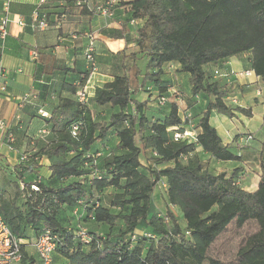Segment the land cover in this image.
Segmentation results:
<instances>
[{
	"label": "trees",
	"instance_id": "trees-1",
	"mask_svg": "<svg viewBox=\"0 0 264 264\" xmlns=\"http://www.w3.org/2000/svg\"><path fill=\"white\" fill-rule=\"evenodd\" d=\"M107 1L96 9L89 0H77L76 6L94 15ZM48 3L37 6L34 14L46 16L49 28ZM122 5L130 7L134 20L144 21L136 32L131 57L145 59L147 72L136 74L141 82L135 88L128 73L116 74L85 103L77 95L92 72L89 66L80 84L66 86L74 98L64 99L47 120L52 124L48 149L21 157L22 163L35 164L47 155L52 159L51 177L27 182L24 165L13 169V197L6 198L0 189L3 219L21 241L31 239L29 230L35 241L46 231L57 236L54 264H223L208 257L212 245L231 224L241 229L255 221L257 232L239 248L232 264H264V142L258 153L246 154L253 136L244 143L243 134L235 148H229L210 122L214 114L252 117L251 110L237 101L234 85L225 84L228 74L223 71L229 59L250 55V70L264 84V0H134ZM125 34V28L105 32L109 38L127 40ZM35 52L39 60L41 54ZM171 63L190 76V99L162 84V68ZM138 94L147 96L146 100ZM159 98H166V104L161 105ZM33 99L35 95L24 94L21 104H31ZM201 102L204 105L196 107ZM90 103L108 109V118L99 119L101 112L95 114ZM181 110L193 114L196 142L174 141V128L187 129ZM39 113L48 118L42 110ZM113 137L119 154L112 153L109 141ZM148 151L156 162L165 164L162 169L142 165ZM203 156L216 163L257 162L258 189L242 188L244 168L215 174L206 168ZM161 181L166 183L163 190L168 201L164 214L157 213L153 202ZM110 189L116 192L103 206ZM78 207L82 212L68 218L67 212ZM172 208L180 210L184 227ZM83 222L102 225L104 233L90 231ZM81 230L91 242L80 239ZM21 253L22 262L26 258L23 244Z\"/></svg>",
	"mask_w": 264,
	"mask_h": 264
},
{
	"label": "crops",
	"instance_id": "crops-1",
	"mask_svg": "<svg viewBox=\"0 0 264 264\" xmlns=\"http://www.w3.org/2000/svg\"><path fill=\"white\" fill-rule=\"evenodd\" d=\"M39 1L12 0L8 36L2 46L0 42V69L2 68L5 73V77L0 80V86H6V91H0V121L7 124L4 135L11 134L14 137L13 143L9 144L6 137L0 135V189L6 198L13 197L15 193L12 170L16 167L24 165L23 177L27 182H31L33 177H40L44 181L50 179L52 164L50 157L42 155L35 164L29 161L22 163L21 157L48 149L46 138L52 136L50 135L52 124L47 120L52 119L54 110L64 99L74 98L66 86H77L84 73L90 71L85 60V50L90 42L95 44L97 60V70L91 72L85 83L90 98L94 97L97 88L112 82L116 74L128 73L133 82V78L137 79L136 74H145L148 70L145 59H143L145 64L142 71L137 67L138 60L135 61L131 57L136 51L134 43L136 32L144 21L134 20L130 7L123 6L122 3L134 0H117L119 5L115 8L113 18L104 17L99 13L94 15H90V12L82 13L76 6L77 0H48L46 10L49 14L50 27L45 31L33 28V14L39 6ZM104 1L89 0V3L96 9ZM2 17L3 8L0 0V20ZM18 19H23L25 26L21 27L17 23ZM124 28L127 40L112 39L105 35L107 31H121ZM35 50L41 54L38 62L31 61L32 52ZM250 66V55H243L226 61L223 72L228 74L224 79L225 84L234 85L238 92L237 101L242 107L251 110L252 117L248 118L240 113H236L234 118L214 114L210 120L229 148H235L240 142H238L239 136L243 134L259 135L264 131V84L260 78L236 76L238 73L249 71ZM162 70L160 77L162 84L173 86L182 91L186 99H190L192 96L190 76L181 73L177 64H167ZM138 79L141 80V77ZM27 93L35 95L36 99H33L31 104H21L23 95ZM138 97L144 101L147 96L143 94ZM203 105L201 102L196 107ZM92 109L101 112L100 117L107 116L108 109L95 108V106ZM39 110L46 113L48 118L42 117ZM59 120H61L60 116ZM262 138L261 142H254V139L247 143L246 154L258 153L264 142V134ZM247 163L260 167L252 160L216 164L231 171L238 167L243 168ZM235 164L239 166H234ZM249 173L252 172L248 171ZM260 176L261 169L257 181L254 183L251 180V182L247 177L242 183V188L255 192L258 189ZM83 224L90 231L104 233L102 225L92 222H83ZM28 236L31 239L22 240L26 258L17 264H40L34 249L35 236L32 230L28 231Z\"/></svg>",
	"mask_w": 264,
	"mask_h": 264
},
{
	"label": "built area",
	"instance_id": "built-area-1",
	"mask_svg": "<svg viewBox=\"0 0 264 264\" xmlns=\"http://www.w3.org/2000/svg\"><path fill=\"white\" fill-rule=\"evenodd\" d=\"M2 1V8H3V17L0 20V42L1 46L4 44L7 36H8V26L11 22V3L12 0H1ZM117 0H108L99 10L100 15L108 18L114 17V7L117 5ZM45 0H40L39 5L44 4ZM17 23L23 27L25 23L23 19H18ZM33 28L38 31H45L48 28V23L46 21V16L40 18L38 13L33 15ZM85 58L87 60L89 68L92 72L97 70V63H96V47L93 42H90L85 50ZM31 60L37 61L38 54L37 52H32ZM218 75V72H216ZM238 78H258L254 71L249 70L242 73L236 74ZM5 77L4 70L0 69V80ZM0 91H6V86H0ZM176 91L171 90L170 93H174ZM78 99L80 103H85L89 99V93L87 88L84 87L83 89L79 90L78 92ZM160 104L164 105L167 102L166 98H159ZM235 104H238L237 101H234ZM181 117L183 122L187 125V129L183 132H179L178 128H174V141L181 142V141H188L189 143L196 142V137L198 132L194 126L193 114L190 111H182L181 110ZM7 129V124L3 121H0V135H4ZM77 127H74L73 134L76 135ZM7 139L9 144L13 143L14 137L11 134L4 135ZM252 139V135L245 134L243 136V142H248ZM166 188V183L161 181L158 184V189ZM34 191H38V187L36 185L32 186ZM1 205H2V192L0 190V264H17L20 263L22 260V253H21V244L22 241L17 239L11 232L9 226L3 219L1 214ZM80 239L85 242L89 243L92 241V238L85 232V230H81L78 233ZM136 236V235H135ZM146 237H151L148 234H145ZM135 238V237H133ZM58 238L55 235H52L50 231H46L43 235H41L35 242H34V249L39 258L40 264H54V253L57 248Z\"/></svg>",
	"mask_w": 264,
	"mask_h": 264
},
{
	"label": "rangeland",
	"instance_id": "rangeland-1",
	"mask_svg": "<svg viewBox=\"0 0 264 264\" xmlns=\"http://www.w3.org/2000/svg\"><path fill=\"white\" fill-rule=\"evenodd\" d=\"M144 64H145V61L143 59L139 58L138 61H137V67H139L140 70L144 71L143 70L144 69V67H143ZM140 81H141L140 79H136L135 80L133 78V82H132L133 88H135L138 84H140ZM181 95L185 97L184 93H181ZM135 97H137V95ZM89 98H90V95H89ZM200 100H201V98H200ZM90 107L93 108V103H90ZM151 111H152V109H150V111H149L150 115H152ZM94 113L97 114V112H95V111H94ZM107 118H108V115L104 119H107ZM99 119H102V118L100 117ZM246 134L247 135H252L253 136V140L255 139L254 142H257V141L261 142L263 140L262 134H264V131L259 133V135H256L255 133H253V134L246 133ZM109 142H110V146H112V148H113V152L112 153L113 154H119L120 152H118L116 150V147H115L116 146L115 145L116 144L115 137H113ZM155 159L156 158L154 157L153 153L151 151H148L142 156L141 162H142V165L144 167H152V168H154L156 170L162 169L165 166V164L156 162ZM204 161H205V164H206V168L209 171H211V172H213L215 174H220V173H224V172L227 173V171L229 173H232V170L231 171L226 170L225 167H222V166L216 164V162H214L210 158L204 157ZM255 163H257V162H255ZM234 166H239V165L235 164ZM243 168L245 170L244 171V175L246 176V178L249 177L248 175L250 174V173L248 174V171L252 172L248 179H249V181L253 180V182L255 183L257 181V177H258V174L260 172V167H256L255 164L247 163V165H245ZM115 192H116V190H113V189H110L109 191L106 192L105 196L103 197V202H102L103 206H108L109 198ZM166 195H167L166 191L163 190L162 188L156 189L154 191L153 202H154V205H155L157 213H160V214L166 213V210L168 208V201H167ZM172 210L176 214V216H177V218H178V220L180 222V225L182 227H184L185 226L184 225L185 222L182 219V214H181L180 210L178 208H172ZM76 212H78V213L76 214ZM81 212L82 211H81L80 207H78L73 213H71V211H68L67 212V217L70 218V216H74V214L78 215ZM114 212H117V211L114 210ZM79 225H80V223H79ZM143 225H142V227H143ZM83 227H85V226H83ZM118 227H119V225H118ZM116 230H117V226H116V228H114L113 232H115ZM257 230H258V225H257V223L255 221L247 222L244 225V227L241 228V229L237 228L235 226V224H231L228 227V229L212 245V247L210 248V250L208 252V257L209 258L218 259L223 264H232V263H234L236 261L237 252H238L239 248L241 246H243L245 244V241L251 235L256 233ZM205 264H209L208 261L205 262Z\"/></svg>",
	"mask_w": 264,
	"mask_h": 264
}]
</instances>
